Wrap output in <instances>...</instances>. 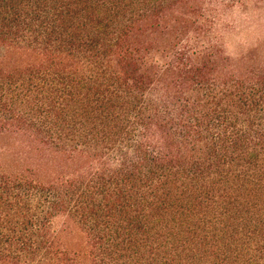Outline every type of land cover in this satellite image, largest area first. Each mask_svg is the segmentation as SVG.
Listing matches in <instances>:
<instances>
[{
	"label": "trees",
	"instance_id": "16d2710c",
	"mask_svg": "<svg viewBox=\"0 0 264 264\" xmlns=\"http://www.w3.org/2000/svg\"><path fill=\"white\" fill-rule=\"evenodd\" d=\"M262 2L0 0V264H264Z\"/></svg>",
	"mask_w": 264,
	"mask_h": 264
},
{
	"label": "rangeland",
	"instance_id": "374dc122",
	"mask_svg": "<svg viewBox=\"0 0 264 264\" xmlns=\"http://www.w3.org/2000/svg\"><path fill=\"white\" fill-rule=\"evenodd\" d=\"M223 43L228 54L238 56L260 47L264 48V2L250 4L247 9H234L222 16ZM264 55V52L259 54ZM14 143L0 142V161L9 167L11 155L17 151ZM12 168V167H9ZM78 237L73 224H69L64 240L68 247L74 248Z\"/></svg>",
	"mask_w": 264,
	"mask_h": 264
}]
</instances>
